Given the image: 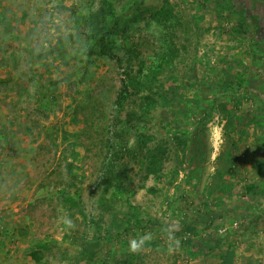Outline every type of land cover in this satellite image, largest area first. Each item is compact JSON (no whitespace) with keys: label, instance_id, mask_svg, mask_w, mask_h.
Returning <instances> with one entry per match:
<instances>
[{"label":"rangeland","instance_id":"obj_1","mask_svg":"<svg viewBox=\"0 0 264 264\" xmlns=\"http://www.w3.org/2000/svg\"><path fill=\"white\" fill-rule=\"evenodd\" d=\"M107 1L103 50L102 0H0V264H264V0ZM127 60L158 68L129 122Z\"/></svg>","mask_w":264,"mask_h":264},{"label":"trees","instance_id":"obj_2","mask_svg":"<svg viewBox=\"0 0 264 264\" xmlns=\"http://www.w3.org/2000/svg\"><path fill=\"white\" fill-rule=\"evenodd\" d=\"M240 4H243V6L246 5V0H237ZM102 3L105 6V10H102V7H100L99 11L96 13L91 14L87 17L86 21H89V24L87 26L90 28V37L93 42V44L99 45L103 47V50L107 47L108 41H107V32L109 29V24H113L112 26L117 25L118 18L114 19L111 22H108L112 17H114V8L107 0H102ZM109 17V18H108ZM249 19L252 23L257 22V14L253 10H249ZM165 55H162L160 57V60L163 59ZM128 63H130V60H127ZM117 63H122L121 60H117ZM148 68V67H147ZM123 69L122 76H124L120 81V86L118 87L116 94H115V100L114 105L117 111H119V114L124 115L128 118V122L132 118H136V114L133 111V108H137V112H139L140 116L150 114L152 111V106L155 104V102L152 99L151 94V85L150 83L155 81V77L157 74V67L153 66L152 68H148L149 73L145 75L141 81H137V75L142 74L143 70V63L140 62L137 68V71L134 72L132 70V65L127 64V66ZM155 78V79H154ZM154 80V81H153ZM130 89H135L137 93H140L142 90H147V94L143 97L144 101L140 100V103H137L135 99H133ZM176 141L177 143L182 146V141L178 140L177 137ZM140 141V148L141 151L140 154H144L147 156L148 162L146 166V171L144 172V177L147 179L149 177H153L154 179L159 180L160 178L164 177V165L166 160L168 159L169 153L167 147H163L157 143V145L150 146L149 142L152 141V138L146 134H142L139 136ZM155 154L159 156V159H155ZM164 157V158H163ZM162 158V159H161ZM116 177H110L105 179V188L106 191L112 190L115 187L118 189L123 188V184L121 179H118L117 183H113V180ZM155 192V191H153ZM98 226V225H97ZM34 250L30 253V258L37 262L39 261L38 256V250L39 248H42L41 245H37L33 247ZM87 249L85 248L83 251V254H85ZM228 264V263H226Z\"/></svg>","mask_w":264,"mask_h":264}]
</instances>
